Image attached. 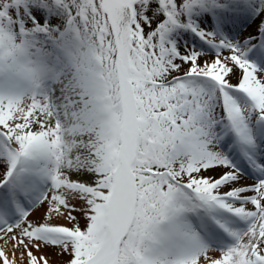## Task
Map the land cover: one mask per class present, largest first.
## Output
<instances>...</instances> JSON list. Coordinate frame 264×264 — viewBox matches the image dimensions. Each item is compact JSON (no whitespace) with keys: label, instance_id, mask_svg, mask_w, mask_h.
Wrapping results in <instances>:
<instances>
[{"label":"snow or ice","instance_id":"snow-or-ice-1","mask_svg":"<svg viewBox=\"0 0 264 264\" xmlns=\"http://www.w3.org/2000/svg\"><path fill=\"white\" fill-rule=\"evenodd\" d=\"M0 264H264V0H0Z\"/></svg>","mask_w":264,"mask_h":264},{"label":"bare ground","instance_id":"bare-ground-1","mask_svg":"<svg viewBox=\"0 0 264 264\" xmlns=\"http://www.w3.org/2000/svg\"><path fill=\"white\" fill-rule=\"evenodd\" d=\"M254 28H250L249 31H253ZM245 183H251V181H245Z\"/></svg>","mask_w":264,"mask_h":264}]
</instances>
